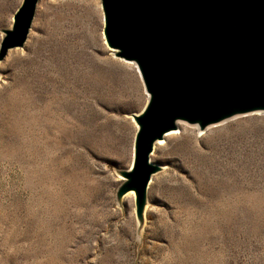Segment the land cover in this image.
Wrapping results in <instances>:
<instances>
[{
  "label": "rangeland",
  "instance_id": "obj_1",
  "mask_svg": "<svg viewBox=\"0 0 264 264\" xmlns=\"http://www.w3.org/2000/svg\"><path fill=\"white\" fill-rule=\"evenodd\" d=\"M102 28L100 0H39L0 60V264H264V113L155 150L138 222L118 189L146 93Z\"/></svg>",
  "mask_w": 264,
  "mask_h": 264
},
{
  "label": "water",
  "instance_id": "obj_2",
  "mask_svg": "<svg viewBox=\"0 0 264 264\" xmlns=\"http://www.w3.org/2000/svg\"><path fill=\"white\" fill-rule=\"evenodd\" d=\"M39 0H22L3 31L0 60L21 48ZM102 36L115 57L135 64L147 101L132 163L118 197L132 191L138 222L146 204L153 144L176 121L200 129L264 112V0H100Z\"/></svg>",
  "mask_w": 264,
  "mask_h": 264
},
{
  "label": "bare ground",
  "instance_id": "obj_3",
  "mask_svg": "<svg viewBox=\"0 0 264 264\" xmlns=\"http://www.w3.org/2000/svg\"><path fill=\"white\" fill-rule=\"evenodd\" d=\"M102 39H103V36H102ZM103 42H104V40H103ZM104 44H105V42H104ZM107 47V46H106ZM111 52H113V54H114V50L113 49H111V48H109V47H107ZM13 49H18V48H13ZM13 49H11V50H13ZM11 50H9V51H11ZM8 51V52H9ZM121 60V59H120ZM124 61V60H123ZM126 62H130V61H126ZM133 65H134V70H135V73H137V76H138V78H139V80L141 81V83H142V79H141V77H140V74H139V72H138V70H137V67L135 66V64L133 63V62H131ZM142 86H143V83H142ZM143 91H144V87H143ZM146 99H147V94H146ZM259 113H264V112H259ZM250 115H248V113H247V116L249 117V116H252L251 115V112L249 113ZM247 116H240V114L239 115H235V116H233V117H231V118H228V119H225V120H223V121H220V122H218V123H214V124H210V125H208V126H205L203 129H200L197 125H188V124H186L185 122H183V121H176L175 122V128L174 129H172V130H169V131H167V132H165L163 135H162V138L161 139H159V140H157L154 144H153V147H152V152H151V154H150V161L151 162H153L152 161V156H153V154H154V152H155V150H157V149H163L166 145H168L169 143H173V142H175V141H177L178 139H181L182 137H183V135L185 134V133H193L194 132V130H193V128L194 129H197V133H200L201 131H204L206 128L207 129H210V128H214V127H216V128H219L218 126H222V124H220V123H223V122H227L228 123V121L230 122V121H233L234 119H239V118H241V117H247ZM255 116V115H254ZM134 123V122H133ZM219 124V125H218ZM135 125V124H134ZM188 125V126H187ZM213 125H216V126H213ZM211 126V127H210ZM188 127H190V128H188ZM208 127H210V128H208ZM135 128H136V126H135ZM195 132H196V130H195ZM131 165V164H130ZM164 168H163V166H160L159 165V167H158V169L154 172V173H152L151 175H150V179H149V181H148V185H147V189H148V187H149V185H150V182L152 181V179H153V177L155 176V175H157L160 171H162ZM129 193H132V192H129ZM130 196H132V194H128V196H127V198L126 199H129L130 198ZM143 212V211H142Z\"/></svg>",
  "mask_w": 264,
  "mask_h": 264
}]
</instances>
